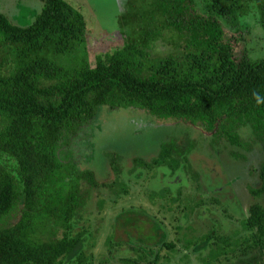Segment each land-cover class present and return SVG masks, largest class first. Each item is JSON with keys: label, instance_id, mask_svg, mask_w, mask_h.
I'll list each match as a JSON object with an SVG mask.
<instances>
[{"label": "trees", "instance_id": "16d2710c", "mask_svg": "<svg viewBox=\"0 0 264 264\" xmlns=\"http://www.w3.org/2000/svg\"><path fill=\"white\" fill-rule=\"evenodd\" d=\"M40 1L41 13L26 27L0 13V264H85L91 253L79 251L84 234L70 233L88 204L84 184L98 182L68 153L100 106L189 124L215 144L246 150L240 130L247 126L264 142V59L236 57L220 23L237 27L254 13L264 28V0H202L204 15L194 0H128L122 46L94 66L82 13L64 0ZM131 13L134 21H125ZM157 42L174 52L154 57ZM194 146L167 141L157 159L141 166L175 173L189 164ZM259 180L250 188L256 198L264 197V164ZM240 233L236 241L208 236L197 245L212 241L215 263L264 253V204L249 208ZM162 246L176 254L173 243ZM159 260L156 254L149 264Z\"/></svg>", "mask_w": 264, "mask_h": 264}, {"label": "rangeland", "instance_id": "374dc122", "mask_svg": "<svg viewBox=\"0 0 264 264\" xmlns=\"http://www.w3.org/2000/svg\"><path fill=\"white\" fill-rule=\"evenodd\" d=\"M64 1L84 16L89 65L122 46L121 17L128 12V0ZM194 3L196 12L204 15L203 1ZM42 8L40 0H0V13L22 27L31 25ZM125 21L133 22V14ZM220 23L236 57L264 59V28L254 13L241 18L237 27L222 18ZM173 52L157 42L152 54L161 58ZM89 128L68 153L71 162L91 170L98 182L96 187L84 184L88 204L79 211L70 233L84 234L79 251L91 253L85 264H149L156 254L160 257L156 264H264V253L258 250L230 256L229 263L223 262L224 257L215 263L211 260L218 252L212 241L197 245L208 236L238 240L249 208L264 204V197L250 193L251 187L260 186L264 164V142L254 137L251 127L240 130L246 150L227 142L215 144L200 128L160 121L141 109L112 111L100 106ZM171 140L181 148L195 144L189 164L175 173L164 166L149 170L141 166L157 159L161 146ZM57 236L63 237V232ZM162 242L173 243L176 254Z\"/></svg>", "mask_w": 264, "mask_h": 264}]
</instances>
